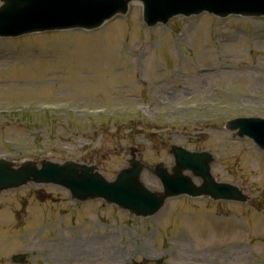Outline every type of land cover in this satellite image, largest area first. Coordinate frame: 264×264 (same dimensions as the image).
<instances>
[{"label":"rangeland","instance_id":"obj_1","mask_svg":"<svg viewBox=\"0 0 264 264\" xmlns=\"http://www.w3.org/2000/svg\"><path fill=\"white\" fill-rule=\"evenodd\" d=\"M141 9L132 2L89 32L0 38V157L74 160L112 179L131 146L147 164L170 167L176 144L212 153L214 176L243 187L249 201L179 196L136 218L28 184L0 194V264L21 252L26 264H264V151L224 128L235 117H264V19L200 14L150 28ZM208 65L234 71L196 73ZM59 102L90 108L92 117L67 115L66 103L38 109ZM135 103L145 113L98 118L100 106ZM141 178L161 190L148 171Z\"/></svg>","mask_w":264,"mask_h":264},{"label":"water","instance_id":"obj_2","mask_svg":"<svg viewBox=\"0 0 264 264\" xmlns=\"http://www.w3.org/2000/svg\"><path fill=\"white\" fill-rule=\"evenodd\" d=\"M131 0H0V36H18L30 32L70 28L94 29L116 14H126ZM143 5V21L148 25L166 22L171 16L183 13L212 12L221 17L230 13L264 15V0H140ZM230 129L238 128V134H247L264 149V120L237 119L229 122ZM137 149L131 148L132 158L128 169L121 170L114 181H107L97 172L96 166L65 161H25L18 167L11 161L0 159V192L17 188L29 182L56 184L66 188L71 198L85 201L101 198L115 203L136 216L154 214L168 196L187 193L201 195L224 193L225 185H214L208 173L209 157L204 153H188L173 146L176 166L173 174L156 167L164 192L147 191L139 181L140 172L149 167L136 160ZM206 162V163H203ZM184 170L201 176L203 184L195 187ZM235 190V189H233ZM145 194V195H144ZM144 195V197H142ZM159 195V196H158ZM151 200V201H148ZM239 199L245 200L244 197ZM20 257L15 258L18 260Z\"/></svg>","mask_w":264,"mask_h":264},{"label":"bare ground","instance_id":"obj_3","mask_svg":"<svg viewBox=\"0 0 264 264\" xmlns=\"http://www.w3.org/2000/svg\"><path fill=\"white\" fill-rule=\"evenodd\" d=\"M234 70H222L221 69V72L222 73H219L215 70V68H212V69H207V70H200V71H197L196 73L199 74L200 76H205V77H209V76H213V74H216L217 76H220V75H228L229 73L228 72H233ZM252 100V98H250ZM248 103H250L251 101H247ZM237 103V102H235Z\"/></svg>","mask_w":264,"mask_h":264}]
</instances>
